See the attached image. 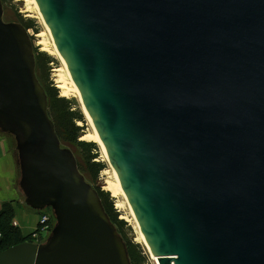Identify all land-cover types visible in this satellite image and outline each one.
Wrapping results in <instances>:
<instances>
[{"label": "water", "instance_id": "95a60500", "mask_svg": "<svg viewBox=\"0 0 264 264\" xmlns=\"http://www.w3.org/2000/svg\"><path fill=\"white\" fill-rule=\"evenodd\" d=\"M36 2L159 263L264 264V0ZM0 132L26 205L56 217L0 264H132L2 0Z\"/></svg>", "mask_w": 264, "mask_h": 264}, {"label": "rangeland", "instance_id": "374dc122", "mask_svg": "<svg viewBox=\"0 0 264 264\" xmlns=\"http://www.w3.org/2000/svg\"><path fill=\"white\" fill-rule=\"evenodd\" d=\"M33 0H2L4 8V18L7 22H19L23 24L27 29L32 38L35 57H36V73L44 86L48 94V112L51 119L54 121L57 131L60 133L61 144L65 147L70 148L77 159L80 171L85 176L86 180L92 184L97 190L101 191V196L108 205H113L114 213L118 215V219L125 222L120 227L122 234L126 240L131 244L132 250L134 251L135 260L133 264H157L155 257L150 253L146 242L144 240L143 233L141 232L138 222L134 217V214L123 195H114L111 190L107 189V182H117V177L114 169L112 168L106 151L100 145L99 141L93 139H84L86 141H92L97 144V150H94L96 157L93 160H89L87 154L84 153L82 148L72 141V134L66 127H69L67 108L77 111L81 115V119L76 121L81 130L79 139L87 134H94L95 129L88 118V114L84 109V105L80 100V97L76 91H74L71 83V77L68 69L65 66L60 54L57 52L55 45L52 40V36L48 31L39 9L32 2ZM33 3V4H32ZM38 34H43L41 37ZM45 39L47 42V50L42 49V45L38 42ZM64 81L72 91L68 95H62V90L57 86L59 81ZM53 88L58 90L59 97H65L69 101V105L66 103L59 102L55 97L52 96ZM2 135H6L9 140L11 150L16 156V141L12 135L0 132ZM17 157V156H16ZM101 162L104 164V168L98 173H95L94 162ZM18 178H20V169L18 168ZM19 185L15 184V188ZM23 199L24 206L30 211H37L40 214L47 213L51 218V225L54 227L56 224V217L51 208L38 211L28 207L25 203L24 196L20 189L18 190ZM120 205V206H118ZM39 221V220H38ZM38 228V225L36 229ZM36 229L33 232H36ZM51 230L46 232L44 236H40L39 243H43L47 240L51 234ZM33 237V233H32Z\"/></svg>", "mask_w": 264, "mask_h": 264}, {"label": "trees", "instance_id": "16d2710c", "mask_svg": "<svg viewBox=\"0 0 264 264\" xmlns=\"http://www.w3.org/2000/svg\"><path fill=\"white\" fill-rule=\"evenodd\" d=\"M53 90H54L52 93L53 97H55L59 102L66 103L69 105V101L65 97H59L57 89L53 88ZM66 110L68 113L67 116H68V124H69V127L68 128L66 127V129H68L69 132H71L72 141L77 143L82 148L84 153L87 154L88 156L87 158L89 160H93L96 157V153H94V150H97V144L92 141H86V140L79 139L82 128L76 124V121L81 119L82 117L80 113H78L77 111L71 110L69 106ZM55 129H56V126H55ZM56 132L60 138V133L57 131V129H56ZM93 162L95 166V173L98 175V173L104 168V164L101 162H96V161H93ZM99 194L101 196V191H99ZM102 201H103L106 211L110 215L111 220L116 224L119 232L122 234L120 227L124 225L125 222L123 220L118 219V215L114 213L115 210L113 209V205L111 203L110 205H108L106 202H104L103 198H102ZM15 218H16V213H15L14 206L12 205L11 202H5L3 204V207L0 210V237L2 239L1 244H0V250H6L12 246L18 245L25 241L34 242V238L32 237V234L24 235L21 228L13 224ZM123 237L127 243L131 261H134L135 256H134V251L132 250L131 244L126 240L124 235Z\"/></svg>", "mask_w": 264, "mask_h": 264}, {"label": "crops", "instance_id": "0c3cea01", "mask_svg": "<svg viewBox=\"0 0 264 264\" xmlns=\"http://www.w3.org/2000/svg\"><path fill=\"white\" fill-rule=\"evenodd\" d=\"M16 156L11 150L6 135L0 133V210L5 202H11L15 208L17 225L24 235H29L36 229L40 213L28 212L18 187L15 188L19 180L18 156Z\"/></svg>", "mask_w": 264, "mask_h": 264}, {"label": "bare ground", "instance_id": "6f19581e", "mask_svg": "<svg viewBox=\"0 0 264 264\" xmlns=\"http://www.w3.org/2000/svg\"><path fill=\"white\" fill-rule=\"evenodd\" d=\"M32 2H33V3L36 5V7L38 8V5H37L36 0H33ZM33 3H32V4H33ZM38 9H39V8H38ZM39 12H40V10H39ZM40 14H41V13H40ZM41 17H42V19H43V16H42V15H41ZM43 22L45 23L44 19H43ZM45 25H46L48 31L50 32V34H51V36H52V39H51L52 41H51V42H53V44L55 45V48H56L57 52L60 54L59 49H58V47H57V45H56L55 39H54V37H53L51 31L49 30V28H48V26H47L46 23H45ZM42 35H43V34H38L39 37H41ZM38 44L43 46V47H42L43 50H47V49H48V47H47V42H46L45 39H42L41 41H39ZM60 56H61V55H60ZM61 59L63 60L62 57H61ZM63 62H64V60H63ZM64 64H65V66L67 67V65H66L65 62H64ZM67 69H68V67H67ZM68 72H69V75H70V77H71V83H72V85H73L74 91H76V92L78 93V95H79V97H80V100H81L82 103H83L82 95H81V93H80L78 87L76 86V84H75V82H74V80H73V78H72V76H71V73H70L69 69H68ZM57 86L62 90V95H68L69 92L72 91L71 88H70L69 86H67V84H66L64 81H61V80H60V81H59V84H58ZM83 105H84V103H83ZM84 109H85V107H84ZM85 110H86V109H85ZM86 113L88 114L87 110H86ZM88 118H89V120H90L89 114H88ZM90 121H91V120H90ZM91 123H92V125H93V127H94V129H95V126H94V124H93L92 121H91ZM94 131H95L94 134H87V135L83 136L82 139H93V140L99 141V142H100V145H101V146L104 148V150L106 151V149H105V147H104V144H103V142H102L100 136L98 135L96 129H95ZM106 153H107V156H108V158H109V155H108V152H107V151H106ZM109 161H110V159H109ZM110 164H111V162H110ZM111 166H112V164H111ZM112 168H113V166H112ZM113 169H114V168H113ZM114 171H115V169H114ZM115 173H116V171H115ZM116 177H117V182H116V183L109 182V181L107 182V183H108V184H107V189H108V190H111V191L113 192L114 195H119V194H120V195H123V196L126 198L128 204H129V206H130V203H129L128 197H127V195L125 194V192H124V190H123V188H122V185H121V183H120V179H119L117 173H116ZM118 206H120V205H118ZM130 208H131V206H130ZM131 210H132V209H131ZM134 217H135V216H134ZM135 219H136V218H135ZM136 220H137V219H136ZM137 222H138V221H137ZM138 225H139V223H138ZM139 228H140L141 232L143 233V231H142L140 225H139ZM143 236H144V234H143ZM144 240H145V236H144ZM145 242H146V240H145ZM146 245H147V247H148L150 253L152 254V256L155 257V260H156L157 264H160V263H159V260H158V257H157L156 255L153 254V252H152V250H151V248H150V246L148 245L147 242H146Z\"/></svg>", "mask_w": 264, "mask_h": 264}, {"label": "built area", "instance_id": "2783aa9c", "mask_svg": "<svg viewBox=\"0 0 264 264\" xmlns=\"http://www.w3.org/2000/svg\"><path fill=\"white\" fill-rule=\"evenodd\" d=\"M50 221L51 218L47 213L39 215L38 228L36 229V232H33L34 242L39 243V238L42 234V236H44L49 230L52 231L53 226ZM13 224L18 226L16 220H14Z\"/></svg>", "mask_w": 264, "mask_h": 264}]
</instances>
